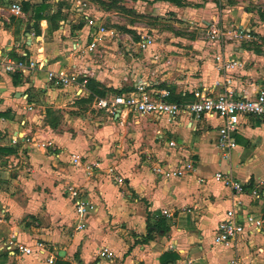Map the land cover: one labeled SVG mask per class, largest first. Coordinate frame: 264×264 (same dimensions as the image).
<instances>
[{
	"label": "crops",
	"instance_id": "0c3cea01",
	"mask_svg": "<svg viewBox=\"0 0 264 264\" xmlns=\"http://www.w3.org/2000/svg\"><path fill=\"white\" fill-rule=\"evenodd\" d=\"M58 1L0 0V61L25 54L36 64L1 74L0 211L20 220L33 215L34 242L46 245L44 251L34 247L30 256L12 257L4 249L10 240L35 243L29 245L25 234L0 219V264H46L53 255L69 264H264L259 235L244 233L227 246L213 243L214 229L227 210L236 207L264 217V117L241 118L236 147L224 157L216 146L221 124L216 116L171 121L123 113L112 119L94 107L95 98L130 93L137 82L154 93L169 91L174 102L194 101L196 92L217 94L224 72L214 57L227 51L240 62L233 73L240 95L252 96L264 88V0H206L201 6H191L189 0H147L151 7L121 0L137 11L150 7L161 22L150 33L137 32V41L119 28L109 31L104 23L108 32L91 59L70 51L74 42L89 40L79 6L75 18L80 22L71 25L65 16L72 9ZM25 3L31 6L27 13L11 12L12 4L22 10ZM42 6L41 18H36L34 9ZM232 25L251 38L236 42ZM214 28L222 34L218 42L207 39ZM146 35L153 43L142 50ZM88 69L93 76L85 86L81 76L66 85L48 76L67 70L74 77ZM28 105L32 112H26ZM16 134L21 142L12 145ZM23 137L31 143L22 142ZM47 140L56 145L55 152L37 147ZM171 140L174 148L167 145ZM72 154L81 156L80 165L70 163ZM22 159L28 166L18 168ZM186 161L193 162L194 171L179 179L166 180L151 170ZM12 162L13 168L7 165ZM108 167L122 178L121 185L111 181ZM217 172L244 184L245 192L237 196L215 182ZM67 186L83 190L94 205L88 217L73 212ZM15 187L18 192L12 195ZM82 223L85 227L78 230ZM101 247L112 249L115 258H98Z\"/></svg>",
	"mask_w": 264,
	"mask_h": 264
},
{
	"label": "built area",
	"instance_id": "2783aa9c",
	"mask_svg": "<svg viewBox=\"0 0 264 264\" xmlns=\"http://www.w3.org/2000/svg\"><path fill=\"white\" fill-rule=\"evenodd\" d=\"M78 6V12L81 15L83 26L88 30L89 40L85 44H82L81 41L74 42L71 45L70 51L76 57H88L91 59L97 54L98 43L108 31L100 18L92 16L84 2H79ZM10 10L16 16L22 13L19 4H12ZM230 28L232 38L236 42L251 38L250 32L245 29L236 28L233 25ZM220 35L222 34L214 28L208 32L207 39L211 42H218ZM141 39L139 47L142 50L147 49L153 43L152 37L149 35L143 36ZM21 57L22 59L18 60L8 59L5 62L0 61V79L1 74L24 72L26 68L33 69L36 67L33 61L24 59L25 54ZM166 63L169 64L168 61ZM214 63L217 68L224 72L221 91L217 94L211 91L203 94L196 92L194 94V101L174 102L169 100V91L154 93L148 90L146 83L137 82L133 87V91L130 93L109 94L95 98L94 107L112 119L123 113H136L142 117L148 115L157 118L165 117L171 121L184 116L193 118L196 121H199L205 116H216L221 120V124L217 129L218 137L216 146L222 152V155L226 157L229 151L236 147L235 136L240 130L241 118L264 117V88H260L250 97L240 95V89L238 90L235 85L236 80L233 76L235 70L240 67V62L232 57L229 51L226 54L221 53L216 55L214 57ZM48 76L50 81H55L59 85L74 82L81 76L83 80L80 83L82 86H85L88 77L93 76V73L89 72L88 69L81 71L73 77L72 72L62 70L49 72ZM32 111L33 106L28 105L26 112ZM23 141L30 142V139L26 138L25 140L23 137ZM11 142L12 145H16L21 142V139L16 134ZM167 145L169 148L175 147V143L172 140ZM37 147L49 150L50 152H55L57 149L56 145L49 140L37 143ZM81 161V156L78 154H72L70 156V163L74 166L80 165ZM92 166L100 168L99 163L92 164ZM151 170L154 175L166 180L179 179L191 174L194 171V165L191 161H186L171 168L164 164H157ZM107 175L114 184L121 185L123 183L122 178L116 175L113 167L107 168ZM213 179L215 182L221 183L229 188L234 195L240 196L245 192V185L233 180L228 174L217 172L213 175ZM198 182L203 184L205 179L200 178ZM66 194L72 204L73 212L76 215L85 218L89 216L90 212L95 210L94 205L80 188L67 186ZM161 213L165 217H170V214L166 210H163ZM84 227L85 224L82 223L77 229L80 230ZM244 233L250 236L259 235L264 240V217L243 213L241 209L233 207L227 210L224 217L217 223L213 232V243L218 246H227ZM34 247L38 251H44L46 245L44 242L38 241L34 246H27L10 240L4 249L12 257H24L30 256L34 251ZM96 256L100 259L112 260L116 255L112 249L101 247L96 252ZM46 264H54L53 257L47 258ZM182 264H194V262L187 260ZM230 264H237V261L232 260Z\"/></svg>",
	"mask_w": 264,
	"mask_h": 264
},
{
	"label": "rangeland",
	"instance_id": "374dc122",
	"mask_svg": "<svg viewBox=\"0 0 264 264\" xmlns=\"http://www.w3.org/2000/svg\"><path fill=\"white\" fill-rule=\"evenodd\" d=\"M77 1L82 3L84 2L87 6L88 11L91 12L92 16L100 18L102 22L105 23V26H107L106 28L109 31L112 29L119 28V31H121V33L131 34L130 38L134 39L135 41L139 39L137 32H140L142 34L150 33L149 29L155 24L161 22V20L151 15L155 11L150 9L151 3L147 0H140V4L146 3L147 6H150L147 7V10L145 9V11L143 12L140 11V9H138L139 11H137V8L135 9L134 7L128 6L127 4H122L123 0H59L58 2L59 4H61V6H65L68 9H72L70 12H68L69 14L65 16L66 21H68L71 25H77L80 22L78 21V18H75L77 17ZM205 1L206 0H189L185 2H187L191 6H201ZM4 162L5 161L1 160V163ZM25 162L26 161L22 159L21 161L17 162L16 166L18 168L27 167L28 164H26ZM13 163L14 162L8 163L7 165H12L13 168ZM17 192L18 189L17 187H15L12 195H15ZM0 219L5 221V223L8 224L11 228L18 230V233L25 234L27 238V243L29 245H33L35 243L34 233L31 232V227L34 226L33 215H28L20 220V218L14 219L9 211L4 213L0 211ZM2 242L3 238L0 237V243ZM59 259V256L53 255L54 263L57 262Z\"/></svg>",
	"mask_w": 264,
	"mask_h": 264
},
{
	"label": "trees",
	"instance_id": "16d2710c",
	"mask_svg": "<svg viewBox=\"0 0 264 264\" xmlns=\"http://www.w3.org/2000/svg\"><path fill=\"white\" fill-rule=\"evenodd\" d=\"M166 1H170V2H176L177 0H166ZM29 9H31V6L29 5V4H27V3H25V4H23L22 5V11L24 12V13H27L28 11H29ZM42 9H43V6L42 7H40V8H37V9H34V11H35V17L36 18H41V16H40V11H42ZM21 59H22V57H21ZM88 84V83H87ZM117 93H120V92H116V94ZM115 94V93H114ZM175 102H178V101H175ZM55 264H69L68 262H65V261H63V260H58L57 262H55Z\"/></svg>",
	"mask_w": 264,
	"mask_h": 264
},
{
	"label": "water",
	"instance_id": "95a60500",
	"mask_svg": "<svg viewBox=\"0 0 264 264\" xmlns=\"http://www.w3.org/2000/svg\"><path fill=\"white\" fill-rule=\"evenodd\" d=\"M28 20L30 21L31 18L29 17ZM26 31H27V32H26V36H27L28 38H30V37H29L30 24H28V25L26 26Z\"/></svg>",
	"mask_w": 264,
	"mask_h": 264
}]
</instances>
